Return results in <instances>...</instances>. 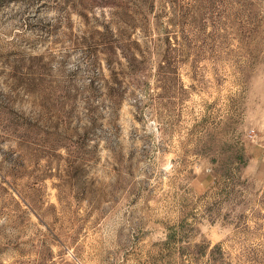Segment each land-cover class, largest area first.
<instances>
[{"label": "rangeland", "instance_id": "rangeland-1", "mask_svg": "<svg viewBox=\"0 0 264 264\" xmlns=\"http://www.w3.org/2000/svg\"><path fill=\"white\" fill-rule=\"evenodd\" d=\"M0 264H264V0H0Z\"/></svg>", "mask_w": 264, "mask_h": 264}]
</instances>
